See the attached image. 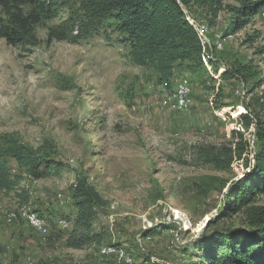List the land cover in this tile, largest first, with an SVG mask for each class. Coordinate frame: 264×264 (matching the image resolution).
I'll return each mask as SVG.
<instances>
[{"label":"rangeland","instance_id":"obj_1","mask_svg":"<svg viewBox=\"0 0 264 264\" xmlns=\"http://www.w3.org/2000/svg\"><path fill=\"white\" fill-rule=\"evenodd\" d=\"M44 1L51 11L34 25V44L0 38V136L32 147L50 142L64 169L35 180L7 159L15 185L0 189V264L14 257L22 264H200L195 240L222 216L229 188L249 172L243 159L217 171L203 154L232 146L239 130L243 158L252 164L256 125L264 121V7L230 32L238 0L182 6L203 67L176 69L169 91L130 60L113 21L81 39H73L75 29L49 38L79 14L82 0ZM77 175L108 201L93 224L109 233L98 248L64 245L74 211L68 186ZM254 203L264 205V192ZM28 211L45 222L46 234L20 215ZM240 217L220 222L237 227Z\"/></svg>","mask_w":264,"mask_h":264},{"label":"trees","instance_id":"obj_2","mask_svg":"<svg viewBox=\"0 0 264 264\" xmlns=\"http://www.w3.org/2000/svg\"><path fill=\"white\" fill-rule=\"evenodd\" d=\"M238 1L239 6L230 8L233 14L230 32L241 29L264 7V0ZM216 3L217 0H82L77 9L79 14L62 24L60 30L51 29L49 38L63 39L66 32L75 29L73 39H81L113 21L114 30L128 45L130 60L155 73L157 82L170 91L176 69L183 65L203 67V48L182 6L211 8ZM49 11L51 7L44 0H0V38L10 45L34 44L33 27ZM241 119L244 128L250 126L251 120L246 115ZM256 131L252 164L243 158L247 145L239 130L232 131L233 136L238 137L232 146L203 154L205 161L217 171H228L233 160L243 159L249 172L229 188L221 213V217L241 214L238 220L241 224L226 227L220 222L221 217L210 221L209 228L207 226L194 243L200 264H264V205L254 203L257 194L264 192V121L256 125ZM53 147L50 142L32 147L13 134L1 135L0 189L9 190L15 185L9 175L8 158L31 179L59 175L64 164L55 159ZM205 183L211 185L209 181ZM68 194L74 211L70 227L63 234L65 247L83 250L107 243L108 230L104 226L94 229L93 224L108 201L82 175H77L68 186ZM10 263L22 264L15 257Z\"/></svg>","mask_w":264,"mask_h":264},{"label":"bare ground","instance_id":"obj_3","mask_svg":"<svg viewBox=\"0 0 264 264\" xmlns=\"http://www.w3.org/2000/svg\"><path fill=\"white\" fill-rule=\"evenodd\" d=\"M202 33V32H201ZM181 84V83H180ZM181 88V87H180ZM186 90V89H185ZM187 92V91H186ZM179 94V93H178ZM178 98V97H177ZM180 98V97H179ZM176 101V99H175ZM177 104V102H175ZM185 106V105H184ZM186 108V107H185ZM36 212H33V211H28L26 212L24 215L20 213V215L25 218L26 222L29 223L32 228H34L36 231H38L39 233H42V234H46L47 230H45L46 228H44V223L42 221V219H40L39 217H37V215L35 214ZM27 214H34V218H31V216H26ZM9 217L10 219H14L16 217V215L14 213H10L9 214ZM7 218V217H6ZM5 218V219H6ZM43 218V217H42ZM26 223V224H27ZM29 226V225H28ZM30 226V227H31ZM47 226V225H45ZM62 226V225H61ZM65 226V225H64ZM33 229V231H35ZM49 230V229H48ZM45 236V235H44ZM102 253H105V250L102 251Z\"/></svg>","mask_w":264,"mask_h":264},{"label":"built area","instance_id":"obj_4","mask_svg":"<svg viewBox=\"0 0 264 264\" xmlns=\"http://www.w3.org/2000/svg\"><path fill=\"white\" fill-rule=\"evenodd\" d=\"M26 216H31V218H34V214H27ZM123 260V259H122ZM125 262L128 260H124ZM129 262V261H128Z\"/></svg>","mask_w":264,"mask_h":264}]
</instances>
